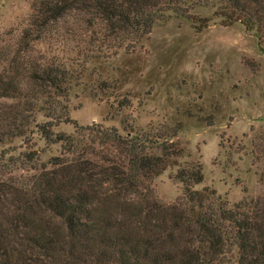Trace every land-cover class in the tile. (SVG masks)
Masks as SVG:
<instances>
[{"label":"trees","instance_id":"1","mask_svg":"<svg viewBox=\"0 0 264 264\" xmlns=\"http://www.w3.org/2000/svg\"><path fill=\"white\" fill-rule=\"evenodd\" d=\"M198 7L212 9L221 25L264 33V0L32 1L15 47L2 52L0 143L23 138L22 168L32 172L6 177L0 164V264H232L235 251L237 264H264V194L231 203L214 188L194 189L203 174L175 159L179 125L139 128L123 120L125 134L79 125L66 103L81 70L66 64L57 47L43 45L52 24L68 16L69 33L81 31L88 47L83 62L114 57L120 49L135 51L170 16L201 31L209 19L193 15ZM39 112L43 123L36 122ZM62 122L73 124L75 134L95 132L90 142L99 149L54 133ZM34 131L60 142V155L41 161L28 147ZM251 145L254 160L264 162V129ZM168 167L175 168L169 178L182 186L172 203L153 188ZM257 174L264 186V168Z\"/></svg>","mask_w":264,"mask_h":264},{"label":"rangeland","instance_id":"2","mask_svg":"<svg viewBox=\"0 0 264 264\" xmlns=\"http://www.w3.org/2000/svg\"><path fill=\"white\" fill-rule=\"evenodd\" d=\"M32 1L0 0V70L6 67L2 52L15 47ZM192 13L209 19L208 26L197 31L190 20L170 16L156 23L135 51L120 49L114 57L95 55L83 62L88 47L81 31L69 33L73 24L68 16L52 24L51 39L45 38L43 45L57 47L66 64L81 70L66 103L79 125L117 127L123 134V120L139 128L179 125L173 138L175 159L199 167L203 174L194 189L214 188L231 203L256 197L264 194L257 174L264 162L254 160L251 152L252 140L264 129V33L259 37L240 23L221 25L212 9L198 7ZM35 117L37 123L46 121L42 112ZM53 131L99 149L90 142L92 130L75 134L73 124L62 122ZM28 139V147L43 162L61 153L60 142H47L37 131ZM25 151L23 138L0 143L6 177L32 172L22 168ZM174 171L168 167L153 183L166 203L181 193V184L169 178ZM230 257L237 264L236 251Z\"/></svg>","mask_w":264,"mask_h":264}]
</instances>
